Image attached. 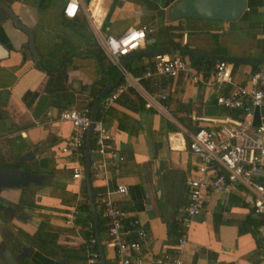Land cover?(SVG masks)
<instances>
[{
	"label": "crops",
	"instance_id": "obj_1",
	"mask_svg": "<svg viewBox=\"0 0 264 264\" xmlns=\"http://www.w3.org/2000/svg\"><path fill=\"white\" fill-rule=\"evenodd\" d=\"M67 1L0 0L18 24L32 33L33 51L28 35L18 31L0 10L5 17L0 24V94L9 93L6 103L0 102V169L19 164L18 159L31 152L34 160L18 168L41 176L38 185L0 191V202L14 210L2 217L10 237L5 242L8 247L29 249L23 259L28 264H71L85 259L88 221L82 208L88 204L86 186L84 180H73L74 163L59 151L71 134V124L61 121L59 114L88 106L109 81L116 80L117 70L112 80L108 71L105 76L100 72V38L149 26L154 32L146 36L138 53L178 46L208 55L216 50L215 56L264 59V0H247L241 17L230 22L171 20L169 10L180 0H81L76 16L66 19L62 10ZM152 57L128 60L125 71L140 76ZM259 66L238 64L233 80L246 85ZM140 86L150 93L167 88L163 106L168 114L146 108L134 89L122 93L105 114L113 156L106 179L91 181L98 214L97 200L111 192L112 200L138 220L150 239L143 264H158L152 258L173 257L184 231L183 264H264L260 235L264 216L254 214L251 198L243 189L212 193L188 228L179 221L187 202V181L199 164L188 149L187 133L233 113L216 105V91L193 84L183 75L163 80L159 87L147 80ZM262 115L264 107L253 111L248 130L257 141L261 139L255 130ZM120 185L127 187V195L115 192ZM73 206L78 210L76 220L66 224L64 216ZM18 215L29 219H18ZM98 235L105 264H115L113 249L105 245L104 223ZM135 238L133 234L125 237ZM0 264L10 263L0 260Z\"/></svg>",
	"mask_w": 264,
	"mask_h": 264
},
{
	"label": "built area",
	"instance_id": "obj_2",
	"mask_svg": "<svg viewBox=\"0 0 264 264\" xmlns=\"http://www.w3.org/2000/svg\"><path fill=\"white\" fill-rule=\"evenodd\" d=\"M80 2L81 0H68L62 10L63 17L73 19ZM93 29L97 37L98 29L95 25ZM153 32V28L149 26L128 29L117 37L100 38L99 46L109 63L116 70H121V58L139 50L144 45L146 36ZM232 72L233 64L225 61H217L213 70L204 75L196 72L190 61L179 53L153 56L151 64L146 65L138 77L122 70V82L100 100V117L97 119L96 116L94 122L91 121L90 106L61 111L59 119L71 124V134L59 151L74 163L73 180H84L86 136L91 123V179H106L113 156V137L104 125V117L122 93L134 89L143 98L146 108L168 114L167 108L163 106L168 89L159 88L158 92L150 93L141 88L140 82L147 80L159 87L163 80L183 75L193 84L205 85L216 91V105L228 113H236L237 117L228 115L222 121H213L212 126L187 133L188 149L198 158L199 164L194 175L187 181V202L180 211V223L188 228L191 220L203 210L208 195L227 194L237 189H243L250 196L254 214L264 216V115L260 117V125L255 130L261 140L257 141L248 133L253 111L264 107V65L250 74L246 85L236 83ZM115 192L127 195L128 189L120 185ZM111 196V192H106L97 200L107 234L105 245L113 249L115 264H143L146 259L143 251L150 244L148 232L129 212L119 207ZM77 214V206H73L64 216L65 223L73 224ZM132 234L136 237L134 240L125 239ZM260 235L264 238V226L260 229ZM186 245L187 232L184 231L174 247L173 257L162 256L152 260L158 264H183L180 254ZM96 246L98 247L94 227L89 224L85 259L71 264H102Z\"/></svg>",
	"mask_w": 264,
	"mask_h": 264
},
{
	"label": "water",
	"instance_id": "obj_3",
	"mask_svg": "<svg viewBox=\"0 0 264 264\" xmlns=\"http://www.w3.org/2000/svg\"><path fill=\"white\" fill-rule=\"evenodd\" d=\"M247 7V0H180L173 5L169 10V18L171 20L180 19H194L214 22H230L238 20L244 13ZM0 10H3L8 15L9 20L13 26L18 30L26 33L29 37V48L33 51L32 33L25 27L18 24L15 16L11 10L3 4H0ZM4 15L0 12V24L3 23ZM154 42L153 40L148 41V45ZM175 52L181 53L188 56H197L206 59H212L216 61H225L232 64H248V65H264V59H248V58H235V57H223L208 55L205 53L193 51L183 47H169L163 48L156 51L146 52H131L128 55L121 58V70H117V78L115 81H109V84L101 89V91L94 98L91 106V121L94 122L98 113V106L100 100L110 93L122 80V70L125 69L128 60L139 57H149L158 55H168ZM52 79L47 83L44 93H48ZM8 91H2L0 94V102L6 103L8 99ZM35 94L33 98H36ZM33 100H30L29 105L32 104ZM93 123H91L86 136L85 145V172L84 181L86 186L87 201L91 212L92 224L97 238L98 250L101 257V263L105 264L104 257L102 254L101 240L98 235V212L95 205V197L92 190L91 184V171H90V148H91V137H92ZM34 155L31 152L25 153L21 158L18 159L19 164H23L27 161H33ZM41 181V176L27 169L19 168H5L0 169V191L3 189L13 188H26L29 185H38ZM7 212L10 215L14 213V210L0 202V260L2 262L9 261L10 264H16V262L22 261L25 257H28L29 249H22L19 247H8L7 243L10 242L9 234L3 229L2 217ZM18 219L27 220L29 219L26 215H18ZM6 240V242H5ZM16 256V257H15Z\"/></svg>",
	"mask_w": 264,
	"mask_h": 264
},
{
	"label": "trees",
	"instance_id": "obj_4",
	"mask_svg": "<svg viewBox=\"0 0 264 264\" xmlns=\"http://www.w3.org/2000/svg\"><path fill=\"white\" fill-rule=\"evenodd\" d=\"M215 46L217 49V43L215 42ZM186 48V47H185ZM182 57L187 58L190 61L191 67L198 73H202L204 75H208L210 73V70L212 69V66L215 65L216 61L212 60V59H206V58H202V57H197V56H188V55H183L181 53H179ZM211 54L216 55L218 54V51L214 50L211 52ZM97 60H98V64L100 67V72L102 74V76L107 75L106 71H108V74L111 75L112 73L114 74V76H116V69L108 62L107 58L105 57V55L103 54L102 51L98 52L97 55ZM238 66V64H233V68ZM106 70V71H105ZM114 79V78H113ZM111 80H112V75H111ZM115 80V79H114ZM92 103H90L88 106L91 107ZM233 117L236 118L235 114H232ZM100 117V113L97 114V119ZM20 167L19 164H13V165H7V166H3V168H18ZM87 197V196H86ZM82 212L86 213L87 215V221L88 224L87 226H89V224H92V218H91V212H90V208L89 205L86 203V205L82 208ZM98 218H99V222H98V232L103 231V221L100 219V214H98ZM36 237H38L36 235ZM87 238H88V232H87ZM18 246V245H15ZM14 248V247H13ZM96 249H98V247L96 246ZM16 257V256H15ZM19 264H28V262L26 260H22L19 262Z\"/></svg>",
	"mask_w": 264,
	"mask_h": 264
},
{
	"label": "rangeland",
	"instance_id": "obj_5",
	"mask_svg": "<svg viewBox=\"0 0 264 264\" xmlns=\"http://www.w3.org/2000/svg\"><path fill=\"white\" fill-rule=\"evenodd\" d=\"M96 157H93V159H95Z\"/></svg>",
	"mask_w": 264,
	"mask_h": 264
}]
</instances>
